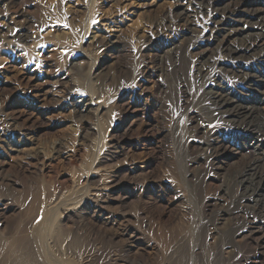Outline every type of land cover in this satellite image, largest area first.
<instances>
[{
    "label": "rangeland",
    "instance_id": "1",
    "mask_svg": "<svg viewBox=\"0 0 264 264\" xmlns=\"http://www.w3.org/2000/svg\"><path fill=\"white\" fill-rule=\"evenodd\" d=\"M231 1L181 19L186 0H0V229L36 232L45 264H264V187L241 184L253 136L211 97L263 98L214 63ZM243 4L234 42L264 15ZM261 48L234 67L263 74Z\"/></svg>",
    "mask_w": 264,
    "mask_h": 264
},
{
    "label": "bare ground",
    "instance_id": "2",
    "mask_svg": "<svg viewBox=\"0 0 264 264\" xmlns=\"http://www.w3.org/2000/svg\"><path fill=\"white\" fill-rule=\"evenodd\" d=\"M11 1V0H10ZM223 1V0H222ZM244 0H238L237 2H235L233 4V8L227 13L225 18L227 19H222L221 23H219L217 21V23L214 25L215 29L213 28L211 31L212 34L215 33V37L219 40V45H218V51L220 54H222V57H219L215 60V64L217 65V67H219V69L221 71L224 70L225 71H231L236 73L239 77H240V81L243 84V88H245V92H260L261 95H263L262 101L259 104H256L254 102V104L251 103H244L241 98L234 94L233 89H229L228 87L225 86H220L218 89L216 90H211V97L212 100L214 101L215 105H216V110L217 112L224 116L225 118L228 119V121L233 124L236 125L238 128L242 127L245 128V130L249 133L252 134L253 139L252 141L250 140H246V146L250 147L252 146L254 148V150L258 153V159H256V161L253 164H250L248 166V177H244L243 180L241 181V184L243 185V187L245 186L247 191H252V193H254L255 191H259L260 193L263 191V189H261L262 187H264V144H262L261 140L264 134V73L262 74V72H260V75L256 74L254 71H245V69H242L241 66L240 67H234L237 64H235L236 62L238 63V60L241 58H245L246 57H254L255 55L258 54L256 53L257 48L262 49L261 47H264V15L263 13H260V11H258L259 9L256 10L254 18H255V23H254V28L257 26V28L254 31H249V34L247 36V38H243L241 40V42L237 41L234 42L236 40H231L233 38V36H237L236 33L238 31L241 30V32H247V30H245V28H236L235 26L233 27H227V25H229V23H223V22H231L233 20H245L242 17H240L239 12L242 11V9L244 8V4H243ZM6 2V1H5ZM13 2V1H12ZM203 2V0H186V2L178 4L179 9L177 11V15L178 18L183 19L184 17H189L190 15H192V10L195 9L196 3L199 4ZM214 2V1H213ZM229 2H232L231 0H229ZM227 2V4L229 3ZM14 3V2H13ZM206 5V4H205ZM202 7V6H201ZM212 7V6H211ZM229 7V6H228ZM253 8V7H252ZM221 9V8H219ZM223 9V7H222ZM229 9V8H228ZM247 9V8H246ZM261 9H263L261 7ZM251 10V9H250ZM194 11V10H193ZM218 11V10H216ZM225 11V10H223ZM248 11V10H247ZM255 11V9H254ZM214 12V11H213ZM222 12V10H221ZM226 12V11H225ZM250 12V11H249ZM224 13V12H223ZM173 14V13H172ZM216 14V13H215ZM222 14V13H221ZM213 15V14H212ZM211 15V16H212ZM224 15V14H223ZM222 15V16H223ZM169 16V15H167ZM221 16V15H220ZM214 17V16H213ZM173 18V17H172ZM190 18V17H189ZM212 18V17H211ZM222 18V17H221ZM235 18V19H234ZM214 19V18H213ZM169 20V19H168ZM171 20V19H170ZM190 20V19H189ZM177 21V19H176ZM180 21V20H179ZM210 21V20H209ZM220 21V20H219ZM24 22V21H23ZM190 22V21H189ZM240 22V21H239ZM186 23V22H185ZM184 23V24H185ZM188 23V22H187ZM192 23V22H191ZM20 24H22L20 22ZM25 24V23H24ZM172 24V23H171ZM183 24V25H184ZM227 24V25H226ZM246 24V22H245ZM250 24V23H249ZM252 25V24H251ZM187 26V25H186ZM212 26V27H214ZM219 26V27H218ZM247 26V25H246ZM240 27V26H239ZM248 27V26H247ZM211 29V28H210ZM208 30V29H207ZM252 30V29H251ZM201 31V30H200ZM199 31V32H200ZM201 33V32H200ZM203 34V33H202ZM246 35V34H245ZM208 37V36H207ZM206 37V38H207ZM216 39V40H217ZM211 38L208 40L210 41ZM214 40V39H213ZM239 40V39H238ZM216 42V41H215ZM203 43V42H202ZM210 44V43H209ZM197 45V44H196ZM109 46V45H108ZM217 46V44H216ZM202 48V47H201ZM210 49V48H208ZM207 49V50H208ZM217 49V47H216ZM202 50V49H201ZM206 50V48H205ZM212 50V49H211ZM204 51V49H203ZM213 51V50H212ZM199 52V51H198ZM206 52V51H205ZM262 52V51H261ZM260 52V53H261ZM202 53V51H201ZM200 53V54H201ZM211 53V52H210ZM209 53V54H210ZM216 53V51H215ZM264 53V52H263ZM199 54V55H200ZM217 55V54H215ZM215 57V56H214ZM201 58V56H200ZM211 58V57H210ZM257 59L256 62L258 64H262V60L264 58V56H260V57H256ZM213 59V58H212ZM251 59V58H250ZM199 61V60H198ZM243 61V60H242ZM248 61V60H247ZM251 61V60H250ZM228 62H230L232 64V67H230L231 69L225 68L224 64H228L230 65ZM245 62V61H244ZM86 63V62H85ZM208 63V62H207ZM213 63V64H214ZM250 64V63H249ZM249 64L246 63V66L250 67ZM257 64V65H258ZM201 66V65H200ZM199 66V67H200ZM214 66V65H213ZM252 66V65H251ZM79 67V66H78ZM205 67V66H204ZM247 67V68H248ZM254 67V66H253ZM81 68V67H80ZM217 69V68H216ZM14 70V69H13ZM199 70V69H197ZM200 71H202V69L200 68ZM216 71V70H215ZM217 72V71H216ZM227 73V72H226ZM197 74V73H196ZM220 75V74H219ZM239 82V81H238ZM218 84V83H217ZM216 84V85H217ZM219 85V84H218ZM221 85V84H220ZM225 85V84H224ZM228 85V84H227ZM211 87V86H210ZM239 88V87H238ZM208 90V89H207ZM241 94V93H240ZM248 94V93H247ZM248 96V95H246ZM210 100V99H209ZM88 101V100H87ZM90 101V100H89ZM92 105V102L89 104H85L83 105V109H88L89 106ZM90 110V109H89ZM88 112V111H86ZM216 130V129H215ZM250 135V134H249ZM214 138H216L217 140V134L214 133ZM261 138V139H260ZM249 139V138H248ZM259 139V140H258ZM215 140V141H216ZM119 143V142H118ZM215 146V153L219 150H221L222 148V144H220L219 142L213 143ZM245 144V143H244ZM229 146V145H228ZM227 147V146H225ZM115 149V148H114ZM213 149V148H212ZM231 150V149H230ZM213 151V150H211ZM210 151V152H211ZM254 151V152H255ZM223 152V151H222ZM221 155V153H219ZM125 155V154H124ZM227 155V154H226ZM219 156V155H218ZM48 158V157H47ZM55 159V158H54ZM109 159V158H108ZM122 160V159H121ZM106 162V161H105ZM114 163V162H113ZM106 167V166H105ZM109 170V169H108ZM247 173V172H246ZM245 173V174H246ZM242 174V172H241ZM240 174V176H241ZM104 178V177H103ZM106 178V177H105ZM103 180V179H102ZM101 180V181H102ZM104 181V180H103ZM105 183L107 182L104 181ZM239 182V181H238ZM109 183V182H108ZM99 185V184H98ZM108 185V184H107ZM102 186V184H101ZM239 186V185H238ZM109 187V185H108ZM103 188V187H100ZM107 188V187H105ZM224 189V188H223ZM226 189V188H225ZM92 190V189H91ZM98 190V189H97ZM245 190V189H244ZM97 192V191H95ZM99 192V191H98ZM103 192V191H102ZM264 192V191H263ZM94 193V192H93ZM259 193V194H260ZM100 194V192H99ZM99 194H95V197H98ZM248 194V193H247ZM250 194V193H249ZM102 196V195H101ZM247 196V195H246ZM94 198V197H93ZM92 198V199H93ZM101 198V197H99ZM103 198V197H102ZM113 198V197H112ZM91 199V200H92ZM259 199V198H258ZM90 200V201H91ZM95 201V200H94ZM102 201V199H101ZM263 202V201H262ZM247 205V204H246ZM264 205V204H263ZM263 208V207H262ZM58 209V208H57ZM56 214V213H55ZM240 213H237V215ZM44 215V220L46 221V223L51 224V222L53 221V213H43ZM36 217V216H35ZM23 220V219H22ZM30 220V219H29ZM28 221V220H27ZM31 221V220H30ZM29 221V222H30ZM60 223V222H59ZM23 225V224H22ZM53 225V224H52ZM51 225V226H52ZM5 227V226H3ZM12 227V226H11ZM260 227V226H259ZM13 228V227H12ZM12 228H10L9 226L6 228H1L0 229V264H45V260L43 259L42 261H40V257H38V255L35 252V249L32 246V237H34L37 233L34 232L33 230L31 232L27 231V230H13ZM19 228V227H18ZM26 228V227H25ZM45 228V227H44ZM49 228V227H48ZM21 229V228H19ZM259 229V228H258ZM56 230V229H55ZM51 231V230H50ZM57 231V230H56ZM251 231V230H250ZM259 231V230H258ZM262 231V230H261ZM62 232V231H61ZM56 233V232H54ZM116 233V232H115ZM47 234V232H46ZM52 234V233H51ZM57 235L59 234L58 231L56 233ZM40 235V234H39ZM247 235V234H246ZM44 236V235H43ZM49 236V235H48ZM59 236V235H58ZM243 236V235H242ZM245 236V235H244ZM45 237V236H44ZM50 237V236H49ZM57 237H55L56 239ZM137 238V237H136ZM135 238V239H136ZM245 238V237H244ZM48 239V238H47ZM51 239V238H50ZM41 241V240H40ZM54 241V240H53ZM57 241V239H56ZM59 241V239H58ZM45 242H46V238H45ZM37 243V241H36ZM55 243V241H54ZM53 243V244H54ZM71 243V242H70ZM34 244V243H33ZM44 244V243H41ZM58 244L59 243H55ZM49 244L46 245V248ZM51 245V244H50ZM133 245V244H132ZM53 246V245H52ZM69 246H72V244H70ZM38 247V245H37ZM42 247V246H41ZM56 247V245L54 246ZM61 247V246H60ZM88 247V246H87ZM40 247H38L37 249H39ZM49 248V247H48ZM53 248V247H51ZM41 249V248H40ZM44 249V248H43ZM54 249V248H53ZM49 251V249L47 250ZM51 251V249H50ZM41 252V251H40ZM48 254L50 252H47ZM55 253V252H54ZM76 253V252H75ZM56 254V253H55ZM51 255V253H50ZM81 255V254H80ZM54 256V255H53ZM47 257V256H46ZM51 258H48V262L49 260H53L52 256H49ZM55 257V256H54ZM59 257V256H58ZM42 258V257H41ZM56 260V259H54ZM73 261V260H72ZM47 262V264H48ZM56 262H59V260ZM76 262V261H75ZM54 263V262H53ZM52 264V262H51ZM64 264V263H63ZM136 264V263H135Z\"/></svg>",
    "mask_w": 264,
    "mask_h": 264
}]
</instances>
